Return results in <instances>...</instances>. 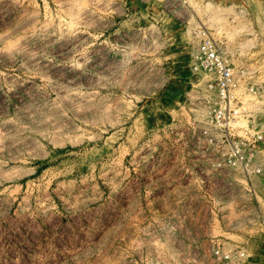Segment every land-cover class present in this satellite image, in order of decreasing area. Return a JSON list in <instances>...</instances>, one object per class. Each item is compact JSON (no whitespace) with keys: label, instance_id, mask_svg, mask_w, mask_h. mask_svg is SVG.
<instances>
[{"label":"rangeland","instance_id":"obj_1","mask_svg":"<svg viewBox=\"0 0 264 264\" xmlns=\"http://www.w3.org/2000/svg\"><path fill=\"white\" fill-rule=\"evenodd\" d=\"M198 26L264 82V0H0V264H264L261 178L179 126Z\"/></svg>","mask_w":264,"mask_h":264},{"label":"built area","instance_id":"obj_2","mask_svg":"<svg viewBox=\"0 0 264 264\" xmlns=\"http://www.w3.org/2000/svg\"><path fill=\"white\" fill-rule=\"evenodd\" d=\"M193 34L195 43L185 66L197 90L193 103L178 105L185 114L179 126L190 135L198 159L215 177L238 170L247 185L242 189L256 197L260 192L252 185V177L264 184V82L257 75L258 66L233 61L203 27ZM212 253L225 262L244 256L240 250L218 247Z\"/></svg>","mask_w":264,"mask_h":264},{"label":"crops","instance_id":"obj_3","mask_svg":"<svg viewBox=\"0 0 264 264\" xmlns=\"http://www.w3.org/2000/svg\"><path fill=\"white\" fill-rule=\"evenodd\" d=\"M239 190V189H238ZM242 191V193H247L246 191H244L243 189L241 190ZM259 191V190H258ZM240 191H238V193H239ZM260 192V191H259ZM257 200V199H256ZM261 207V203L260 202H258V201H256V202H254L253 203V208H260ZM257 255H260V258H262V257H264V250H263V252H262V254L261 253H256Z\"/></svg>","mask_w":264,"mask_h":264}]
</instances>
